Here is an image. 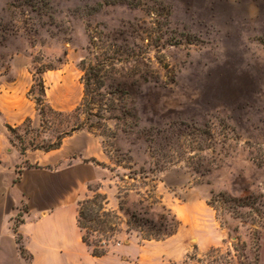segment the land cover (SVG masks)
Segmentation results:
<instances>
[{
    "label": "rangeland",
    "instance_id": "374dc122",
    "mask_svg": "<svg viewBox=\"0 0 264 264\" xmlns=\"http://www.w3.org/2000/svg\"><path fill=\"white\" fill-rule=\"evenodd\" d=\"M0 17L11 32L0 46L2 176L15 166L20 172L27 157L40 161L49 153L29 150V141L51 144L67 130L57 121L42 125L30 91L35 68L56 66L64 57L58 70L44 74L46 103L64 113L79 106L81 62L93 59L89 24L120 31L131 48L136 45L140 59L149 60L154 77L144 84L138 77L144 67L137 76L131 65L123 71L134 76L128 106L137 118L129 119L132 129L126 134L114 122L110 132H98L109 156L101 166L106 180L89 185L101 187L109 210L122 202L130 213L147 212L154 220L175 216L177 234L165 241L142 240L139 231L127 232L129 216L122 213L121 231L110 239L105 257L94 258L83 247L77 259L58 256L57 261L264 264L259 223L219 217L208 204L212 191L237 198L264 191V0H0ZM202 137L212 141L203 154L218 159L200 179L191 167L207 144L191 140ZM69 163L65 159L62 165ZM92 196L88 190L80 201Z\"/></svg>",
    "mask_w": 264,
    "mask_h": 264
},
{
    "label": "trees",
    "instance_id": "16d2710c",
    "mask_svg": "<svg viewBox=\"0 0 264 264\" xmlns=\"http://www.w3.org/2000/svg\"><path fill=\"white\" fill-rule=\"evenodd\" d=\"M88 31V52L89 55L93 56V59L88 62L85 59L81 62L84 72L81 78L84 95L81 103L73 112L56 111L46 103L44 74L58 70L65 63V58H60L56 66H39L35 68L34 85L30 94L34 96L37 111L43 122L42 125L50 126L57 121V124L65 126L67 130L60 131L56 141L51 142V144L32 139L29 141V150H44L46 152L57 150L62 146L65 138L83 130L94 135H97L100 131L110 132L111 122H114L115 128L124 134L132 129L128 121L131 117L135 120L137 116L133 106H128L129 96L131 95L130 86H132V83L129 84V82L138 73L140 74L138 68L141 67H144V72L141 75L138 74V77L142 79L143 83L147 84L153 80L149 60L140 59L139 52L136 54V49H134L136 45L131 48L128 40L121 39L120 31L110 30L106 26L92 28L90 24L88 25ZM10 33L0 17V46L7 41ZM93 49H95V52H93ZM128 65L135 68L132 71L136 75H123V71ZM60 118H65L66 122L59 120ZM27 122H31V120L28 119ZM135 126H138V124L136 123ZM112 134H114L113 138H117V133ZM195 139L199 140H191L193 144L198 143L201 147L207 144L204 149H199L202 153L199 155L198 160L193 163L194 166L191 167V173L202 179L211 172L218 158L203 154V151L209 148L208 141L210 140L203 137ZM165 140H169V135H166ZM210 142L212 143V141ZM170 143H172L171 140ZM27 150L24 149L21 154L24 155ZM91 162L99 166L104 165L96 160ZM166 164V166H170L171 162H166ZM100 189L101 187L94 190L89 185L88 190L93 192V196L86 197L78 203L77 226L82 233V242L90 249L92 257L103 258L108 254L110 239L121 231L120 227L123 225L122 213L129 216L125 223L128 228L127 232L139 231L142 240L165 241L177 234L180 222L175 216L172 217L171 221L166 215L154 220L148 218L147 212H144V214L139 212L130 213L129 210L125 209L122 202L118 210H109L107 208L109 204L108 197L106 194L101 193ZM208 204L219 217L229 215V217L238 220L243 225L250 224L253 226L259 223L260 230H264V191L258 195H248L241 198L233 197L226 192L216 193L212 191ZM237 229L233 231H237ZM236 239L239 242L234 245V248L238 251L239 236ZM17 242L21 254L25 257L26 251L22 245L20 235L17 236ZM201 262L202 260L198 259V263L195 264H201Z\"/></svg>",
    "mask_w": 264,
    "mask_h": 264
},
{
    "label": "crops",
    "instance_id": "0c3cea01",
    "mask_svg": "<svg viewBox=\"0 0 264 264\" xmlns=\"http://www.w3.org/2000/svg\"><path fill=\"white\" fill-rule=\"evenodd\" d=\"M43 159L27 157L20 172L15 166L6 176L0 173V264H63L58 256L77 259L83 247L91 252L77 226L78 203L89 184L106 180L105 170L91 162H109L102 140L80 131ZM65 159L70 163L62 165Z\"/></svg>",
    "mask_w": 264,
    "mask_h": 264
}]
</instances>
